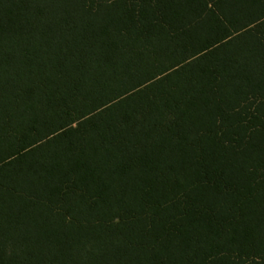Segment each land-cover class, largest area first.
I'll return each mask as SVG.
<instances>
[{
  "label": "trees",
  "instance_id": "obj_1",
  "mask_svg": "<svg viewBox=\"0 0 264 264\" xmlns=\"http://www.w3.org/2000/svg\"><path fill=\"white\" fill-rule=\"evenodd\" d=\"M0 264H264V0H0Z\"/></svg>",
  "mask_w": 264,
  "mask_h": 264
}]
</instances>
